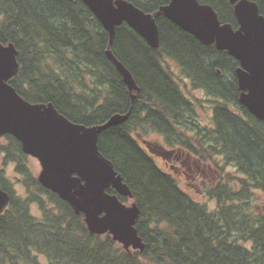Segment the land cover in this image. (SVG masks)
Masks as SVG:
<instances>
[{
  "label": "trees",
  "instance_id": "obj_1",
  "mask_svg": "<svg viewBox=\"0 0 264 264\" xmlns=\"http://www.w3.org/2000/svg\"><path fill=\"white\" fill-rule=\"evenodd\" d=\"M128 1L153 12L168 0ZM198 1L211 5L221 22L237 26L230 0ZM253 1L264 16V0ZM156 22L155 48L127 23L115 27L110 50L139 88L130 93L107 56L108 31L82 0H0V43L11 42L19 62L9 83L22 97L51 102L69 120L84 125L128 112L126 119L101 130L97 144L132 197L111 187L106 191L121 201L136 202L140 213L135 226L145 243L143 250L125 249L109 233H91L83 214H75L68 202L38 182L20 142L8 133L0 137V166L14 162L24 191L18 194L0 167V188L9 195L0 213V264H41L42 255L47 264H264V202L259 212L253 208L254 188L264 193V121L252 115L239 102V90H233L238 61L163 14ZM156 53L174 60L178 72L158 63ZM189 86L216 97V128L193 133L196 145L190 148L217 169L214 178L205 176L200 184L213 205L184 192L137 137L148 134L141 127V111L153 125L172 120L182 124L192 110ZM244 116L259 125L251 131ZM159 133L183 147L191 139L180 126ZM230 165L243 177L225 171Z\"/></svg>",
  "mask_w": 264,
  "mask_h": 264
},
{
  "label": "water",
  "instance_id": "obj_2",
  "mask_svg": "<svg viewBox=\"0 0 264 264\" xmlns=\"http://www.w3.org/2000/svg\"><path fill=\"white\" fill-rule=\"evenodd\" d=\"M108 31L107 56L115 64L129 92L138 86L125 65L110 50L115 27L127 23L152 48L158 46L155 18L163 14L204 44L226 50L239 65L236 79L238 100L264 121V16L253 0H230L238 26L221 22L214 8L198 0H168L153 12H144L128 0H82ZM15 46L0 43V136L11 134L25 154L41 166L38 182L68 202L75 214H83L91 233H109L125 249L143 250L145 243L135 226L140 209L126 204L120 195L132 197L121 174L98 149L101 130L126 119L127 113H113L104 122L84 125L73 122L49 103H35L22 97L9 83L19 68ZM135 98V94H131ZM150 152L168 158L173 150L152 147ZM8 193L0 188V213L8 203Z\"/></svg>",
  "mask_w": 264,
  "mask_h": 264
},
{
  "label": "flooded vegetation",
  "instance_id": "obj_3",
  "mask_svg": "<svg viewBox=\"0 0 264 264\" xmlns=\"http://www.w3.org/2000/svg\"><path fill=\"white\" fill-rule=\"evenodd\" d=\"M155 22H156V18H155ZM156 24H157V22H156ZM237 26H238V22H237ZM236 27H234V28H236ZM158 33H159V31H158ZM207 45H212V44H207ZM215 48H216V46H215ZM156 57H157L156 61L158 63L162 62L165 66L167 64H169V65H171V68L173 69L174 72H178V70H179L178 64L175 63L174 60L170 59V57H168L165 54H160V53H156ZM238 65H239V63L235 64L233 67L234 75H235L233 78V90H234V92L236 91V88L238 89L236 72H235L236 67ZM161 71L165 72L166 70L161 69ZM217 73H220L219 69H217ZM181 88H182V84H181ZM137 91H139V88ZM198 91H201V90L194 89L192 91V95L194 98L188 97V102L190 103L192 110H190V112L188 114H185V120L183 121L182 124H177L172 120V123H170V124L161 123L159 125H153L151 123V119H149V117L146 118L147 115L145 112L141 111V114H140L141 127L143 126L148 132L153 131V132L159 133V131H161V130L176 131L178 126H180L182 130H185L188 134L190 133L189 136L191 139L188 142L187 147H183L179 142H175L174 144H170L167 140L164 139L163 135H162V140H161L162 143H154L149 138H145L143 136H137L139 139V143L141 144L142 147H144L146 149V151L148 153H150V152L147 150L144 141H148L150 145H155L156 147H158L160 149L164 148V149L173 150L169 159L163 158L162 156H158V155H156V156H154L153 154L152 155L156 158H159V160L163 164V169L166 171L169 170L170 174L174 178H180L182 176H185V178L189 179V181L185 182V185L193 187L195 189L198 187V180L200 181L201 178L207 176V174H209L210 172H213V173L217 172V169L212 165V163H213L212 160L204 159L205 161L203 162L202 161L203 158H201L198 155H195L193 153V151L190 149L191 147H194L196 145L193 133H196L200 130H206L208 128H212V129L216 128V124L213 123V120H212V118L214 116L215 108L217 106L216 103L214 102L216 100V97H213V96L211 97V95L206 96L203 91H201V92L204 94V96L206 98L196 96V94H194V92H198ZM239 93H240V90H239ZM239 93H238V97H239ZM235 94H236V92H235ZM218 99H220V98H218ZM38 103H43V102H38ZM234 112H236V108H234ZM242 119L245 122L244 125L246 127H248L251 131L253 130V128L256 125L257 126L259 125V123L249 122V118L247 116H244V118H242ZM6 134H8V133H6ZM4 135H1V136H4ZM20 145H21V143H20ZM26 155L30 156L28 154H26ZM30 157H32V156H30ZM2 163H4V162H2ZM7 163H4V165ZM200 163L202 165V168L199 166ZM230 166H227V167H230ZM4 174H5V172H4ZM37 174H36V177H37ZM199 184H200V182H199ZM254 189H257V188H254ZM255 191L256 190H254V193H255ZM257 192L260 193L264 197L263 191L258 189ZM260 207H261V205H260Z\"/></svg>",
  "mask_w": 264,
  "mask_h": 264
},
{
  "label": "rangeland",
  "instance_id": "obj_4",
  "mask_svg": "<svg viewBox=\"0 0 264 264\" xmlns=\"http://www.w3.org/2000/svg\"><path fill=\"white\" fill-rule=\"evenodd\" d=\"M189 89L191 90V93L194 90V89L192 90L190 86H189ZM194 94H196V96H199V97H202V98H206L201 91L194 92ZM146 138H149L154 143H162V141H161L162 140V134L161 133H157V132H153V131L152 132H148V134L146 135ZM155 159H156V163L158 164V166L162 170H164L163 169V164L159 160V158L158 159L155 158ZM217 159L219 161H221V157L218 156ZM27 162H28L30 168L32 169V172H33L34 176H36V174L39 173L40 168H41L38 160L36 158L28 156V161ZM199 166L202 168L201 163L199 164ZM0 167L3 169V171L6 174V176L13 182V186L16 189V191L18 192V194L22 193L24 190L21 189V185L18 182L19 176H18L17 172L15 171L14 162L10 161V162H8L5 165H1ZM164 171L167 172V173L170 172L169 170H167V171L164 170ZM225 171L231 172V173H233L236 176L243 177V174L240 173V172H237V170L235 172L234 167H232V166L226 167ZM207 176L211 177V178H214L213 172H210L209 174H207ZM176 180L178 181V185L180 186V188L184 192L188 193L191 196L192 199L197 200L198 202H202V203H204V202L210 203V200H208V197L204 194V192H203V190L201 189V186H200V184L203 186V178H201L200 181L198 180V187L196 189L193 188V187L185 185V182L189 181V179L185 178V176H182L180 178H176ZM199 182H200V184H199ZM255 190H257V189H255ZM255 194H256V198H257V200L259 202L254 198V195H253V198L255 199V202L253 204V208H254V210L259 212L260 205H261L260 202H264V197L260 193H258L257 191H255ZM130 202L131 201L129 200V201H126L124 203L130 204ZM210 205H213V202H211ZM31 208H32V212L35 215H37L38 212H39L38 208L35 205L32 206ZM39 260H40L41 264H47V259L43 255L39 256Z\"/></svg>",
  "mask_w": 264,
  "mask_h": 264
}]
</instances>
